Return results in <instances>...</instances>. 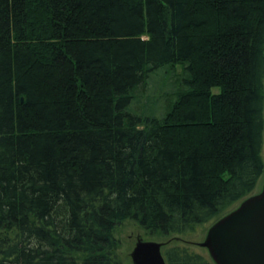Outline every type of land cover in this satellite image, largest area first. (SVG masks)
Wrapping results in <instances>:
<instances>
[{
  "label": "trees",
  "instance_id": "obj_1",
  "mask_svg": "<svg viewBox=\"0 0 264 264\" xmlns=\"http://www.w3.org/2000/svg\"><path fill=\"white\" fill-rule=\"evenodd\" d=\"M261 177L264 0H0V264H122L126 220L214 264L182 237Z\"/></svg>",
  "mask_w": 264,
  "mask_h": 264
},
{
  "label": "water",
  "instance_id": "obj_2",
  "mask_svg": "<svg viewBox=\"0 0 264 264\" xmlns=\"http://www.w3.org/2000/svg\"><path fill=\"white\" fill-rule=\"evenodd\" d=\"M214 264H264V178L260 190L215 220L197 243ZM162 241L137 239L132 264H166Z\"/></svg>",
  "mask_w": 264,
  "mask_h": 264
},
{
  "label": "rangeland",
  "instance_id": "obj_3",
  "mask_svg": "<svg viewBox=\"0 0 264 264\" xmlns=\"http://www.w3.org/2000/svg\"><path fill=\"white\" fill-rule=\"evenodd\" d=\"M179 70V68H176ZM176 77L173 76L172 70L168 68L163 69L160 72L155 73L148 84L145 85V89L141 92L142 95L138 96V99L132 100L130 104V110L133 113L139 114L141 116H149L157 111L156 107L161 102V94L163 92H169L175 88L171 81ZM158 100V104H157ZM157 104V105H156ZM263 177H261L254 189V192L260 190ZM204 227L198 228V231L190 236L182 237L184 240L191 241L197 251L206 254L205 248L196 245L203 240L206 233ZM205 231V232H204ZM115 237L119 241V246L116 250L117 257L122 264H132L130 259V252L135 245L138 238L144 241H160V239L149 235L146 231L141 228L136 222L131 220H126L116 227Z\"/></svg>",
  "mask_w": 264,
  "mask_h": 264
}]
</instances>
